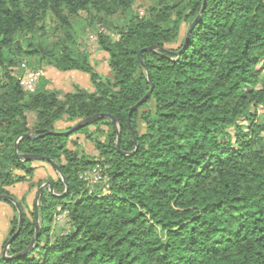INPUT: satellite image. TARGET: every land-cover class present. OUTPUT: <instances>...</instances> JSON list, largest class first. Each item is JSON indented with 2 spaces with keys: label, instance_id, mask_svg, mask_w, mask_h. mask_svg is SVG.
<instances>
[{
  "label": "trees",
  "instance_id": "16d2710c",
  "mask_svg": "<svg viewBox=\"0 0 264 264\" xmlns=\"http://www.w3.org/2000/svg\"><path fill=\"white\" fill-rule=\"evenodd\" d=\"M136 1L0 0V195L16 198L8 188L34 172L14 151L26 132L18 153L51 157L60 168L48 180L54 194L46 183L39 197L32 249L10 258L0 251V264H264V0H205L186 41L203 0H146L144 16L133 12ZM47 17L56 40L42 25ZM96 22L110 32L96 33L109 76L94 68L76 32ZM146 46L156 50L140 64ZM30 60L87 73L92 88L76 84L61 95L40 78L26 92L19 77ZM147 76L152 92L130 119L136 149L128 111L148 91ZM101 113L116 118L126 154L106 117L53 133L72 126L56 129L60 121ZM77 133L97 156L68 146ZM85 171L98 177L89 182ZM63 212L67 226L58 230ZM22 213L8 256L34 236L35 212ZM17 225L15 213L3 246Z\"/></svg>",
  "mask_w": 264,
  "mask_h": 264
},
{
  "label": "rangeland",
  "instance_id": "374dc122",
  "mask_svg": "<svg viewBox=\"0 0 264 264\" xmlns=\"http://www.w3.org/2000/svg\"><path fill=\"white\" fill-rule=\"evenodd\" d=\"M148 5L149 2L146 0H137L133 5V12L139 16H144L146 14V8ZM109 20L112 22L118 21V23L122 21L118 16L110 17ZM55 24V20H52L51 17H47L45 22L42 23V25H44L45 32L50 40H56V35L60 34L59 30L55 31ZM96 29H98V31H96ZM101 30H104V33H110L107 26L100 22H96L94 26L88 23H84V25H81L80 28L76 27L80 47L85 48L89 53L91 64L99 73L105 76H109L110 69L108 66V55L106 52L99 48L97 43L96 33ZM22 62H26L27 64L26 59L22 60ZM30 63H33V66L28 65V68L39 70L41 72L40 78H44L48 81L47 88L57 90L61 95L67 91L72 90L74 85L76 84L83 88H92L87 73L76 70L62 71L58 70L52 65H48L45 63L38 64L34 60H30ZM17 69L18 67L16 66L13 70L17 72ZM27 119L31 124L35 119V115L32 112H28ZM73 124L74 123H66L60 121L55 126L56 129H65ZM89 129L93 130V126H90ZM74 140L76 141L77 146L73 144ZM68 146L70 148L79 147L81 153L88 157H94L98 155V151L95 149L93 142L87 140L83 133H77L70 136ZM32 166L34 167V172L28 182L17 183L13 187H11V190L8 189V191L10 190L18 201L22 197H25V201L21 202V206L23 210L30 216L32 211L35 212L36 195L38 192L37 182L41 181L43 183L47 182L50 179L55 180L59 177V173L46 161L34 160L32 162ZM82 174L84 175V172H82ZM89 176L90 177L84 175V177L89 178V180H92V178L94 177V175L90 174ZM38 204L39 200L37 201V208ZM15 213L17 214L15 206L13 207L5 200H0V251H2L4 248L3 243L8 237L10 221ZM66 218L67 217L65 212L56 214L54 219L56 229L59 230L61 227L67 226Z\"/></svg>",
  "mask_w": 264,
  "mask_h": 264
},
{
  "label": "water",
  "instance_id": "95a60500",
  "mask_svg": "<svg viewBox=\"0 0 264 264\" xmlns=\"http://www.w3.org/2000/svg\"><path fill=\"white\" fill-rule=\"evenodd\" d=\"M204 5H205V0L202 1V6H201V9H200V12L198 14V16L192 21V23L190 24L187 32H186V35H185V41L187 40L188 38V35L191 31V29L194 27L195 23L197 22L198 18L200 17L203 9H204ZM186 47V44H184V46L181 48L180 51H183L184 48ZM153 50H156V46H146V47H143L141 48L138 53H137V59L139 61L140 64H143L142 63V59H141V54L144 52V51H153ZM180 51H177V52H174L176 54H179ZM148 77V81H149V84H150V87L148 89V91L137 101L135 102L130 108H129V111H128V118H127V122H128V126H129V130L132 134V137H133V140L135 142V148L137 149L138 147V144H137V139H136V136H135V133L130 125V119H131V114L132 112L137 109L143 102H145V100L149 97V95L151 94L152 92V89H153V84L152 82L150 81V78L149 76ZM103 117H106V118H109L111 120V122L117 126V129H118V133H117V139H116V148L119 152H121L122 154H126L125 152H123L121 149H120V132H119V126L117 124V120L116 118L109 114V113H101V114H96V115H93V116H89V117H86V118H83L79 121H77L76 123H74L70 128L66 129V130H63V131H60V132H53L55 134H62V135H69L77 130H79L80 128L84 127V126H87L91 123H93L94 121H97L98 119L100 118H103ZM31 132H26L24 134H22L19 138H17V140L15 141V145H14V151H15V154L17 155V157L21 160H27V161H34V160H42V161H46L48 162L59 174H60V168L58 166V164L55 162V160L51 157H48V156H43V155H40V154H19L18 153V142H19V139L21 138H24V137H31ZM132 152H130L129 154H131ZM48 184L49 185V188L51 190V192L53 193V185L51 182L47 181V182H44L38 189V192H37V195H36V202H35V217H36V227H35V232H34V236L29 244V246L27 248H25L24 250H22L20 253L18 254H15L13 256H8L7 255V248L8 246L10 245L11 241L15 238V236L19 233L20 229H21V226H22V223H23V213H22V208L20 206V203L19 201L14 198L13 196H10V195H0V200H6V201H10L14 204L16 210H17V214H18V225H17V229L16 231L14 232V234H12L6 244L4 245V248L3 250L1 251L2 253V256L4 258H10V257H15L17 255H24L26 253H28L32 247H33V244L34 242L36 241L38 235H39V231H40V225H39V221H38V214H37V201L39 200V197L42 195L43 193V190H44V186L45 184ZM54 194V193H53ZM58 195H63V194H58Z\"/></svg>",
  "mask_w": 264,
  "mask_h": 264
},
{
  "label": "built area",
  "instance_id": "2783aa9c",
  "mask_svg": "<svg viewBox=\"0 0 264 264\" xmlns=\"http://www.w3.org/2000/svg\"><path fill=\"white\" fill-rule=\"evenodd\" d=\"M103 31L104 30H101L100 32H103ZM21 68L23 69V74L19 77V84L24 91L33 92L41 77V72L39 70L30 69L25 64H22ZM92 171L96 173L97 170L94 168L92 169ZM95 173H93L94 177L89 182L94 181L98 177V175ZM84 175L88 176L89 173L84 172ZM85 179H88V178H85Z\"/></svg>",
  "mask_w": 264,
  "mask_h": 264
},
{
  "label": "flooded vegetation",
  "instance_id": "af4514ba",
  "mask_svg": "<svg viewBox=\"0 0 264 264\" xmlns=\"http://www.w3.org/2000/svg\"><path fill=\"white\" fill-rule=\"evenodd\" d=\"M42 184H43V183H42ZM42 184H41V185H42ZM41 185H40V186H41ZM45 185H47V184H45ZM40 186H39V187H40ZM39 187H38V189H39ZM45 188H46V187L44 186V190H45ZM44 190H43V191H44Z\"/></svg>",
  "mask_w": 264,
  "mask_h": 264
},
{
  "label": "crops",
  "instance_id": "0c3cea01",
  "mask_svg": "<svg viewBox=\"0 0 264 264\" xmlns=\"http://www.w3.org/2000/svg\"><path fill=\"white\" fill-rule=\"evenodd\" d=\"M11 187H13V186H11ZM11 187H9L8 189H10V190H11V189H12ZM10 190H9V192L11 193V191H10Z\"/></svg>",
  "mask_w": 264,
  "mask_h": 264
}]
</instances>
